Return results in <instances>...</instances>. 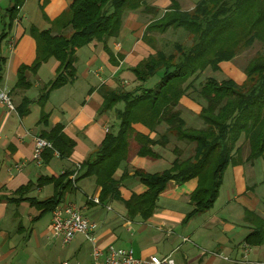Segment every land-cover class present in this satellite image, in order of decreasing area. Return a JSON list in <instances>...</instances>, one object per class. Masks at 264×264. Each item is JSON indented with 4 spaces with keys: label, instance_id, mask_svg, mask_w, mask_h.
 <instances>
[{
    "label": "crops",
    "instance_id": "obj_1",
    "mask_svg": "<svg viewBox=\"0 0 264 264\" xmlns=\"http://www.w3.org/2000/svg\"><path fill=\"white\" fill-rule=\"evenodd\" d=\"M74 0H0V92H6L15 107L22 99L31 104L28 113L7 114L0 103V264H92L96 246L103 253L109 247L132 249L136 258L172 257L175 264H263L264 242H246L253 232L264 231V160L249 163V147L242 137L236 145V163L227 166L218 197L213 207L188 218L190 197L197 179L183 184L167 183L157 199V208L148 218L130 214L125 203L147 192V187L134 177L136 171L162 173L176 159L173 140L158 144L152 152L156 157H140L133 153L114 174L120 185L116 197L96 204L101 188L95 178L82 176L78 189L64 193L60 203L70 200L82 214L98 223L90 241L78 234L70 245L52 240L51 213L30 201L44 202L54 196L53 184L43 179L70 172L76 164L83 165L96 153L107 135H117L119 123L114 110H103L106 92L134 91L138 82L133 70L155 53L145 40L147 26L160 19L170 8V0H145L142 8L127 13L118 34L105 42L92 41L75 54L76 80L52 90L43 105L38 99L54 82L59 62L50 59L35 72L29 68L36 59V42L31 29L45 31ZM183 10H191L202 0H177ZM16 7V11L9 12ZM12 16V19H11ZM149 35V34H148ZM21 66L29 86L17 89ZM208 78L218 82L234 80L242 84L244 74L230 62L220 70L207 68ZM229 76V78H227ZM124 105V104H123ZM181 118L192 129H200L201 107L189 97L180 101ZM48 125L41 124L42 116ZM60 127L64 137L73 142L67 158L50 156L40 166L32 161L35 140ZM162 124L150 131L141 124L133 125L137 134L159 140L167 131ZM161 143V141H159ZM185 146V144H184ZM186 147V146H185ZM183 148V155L189 148ZM52 153V154H51ZM182 153V152H181ZM16 165H23L21 170ZM59 203V204H60ZM184 239H187L185 241ZM254 240H259V237ZM248 245V246H247ZM211 253H221L224 261Z\"/></svg>",
    "mask_w": 264,
    "mask_h": 264
},
{
    "label": "trees",
    "instance_id": "obj_2",
    "mask_svg": "<svg viewBox=\"0 0 264 264\" xmlns=\"http://www.w3.org/2000/svg\"><path fill=\"white\" fill-rule=\"evenodd\" d=\"M145 0H74L59 17L51 21L45 31L31 29L36 42V59L29 68L35 72L50 59L59 62L57 76L49 88L41 94L38 103L43 105L52 90L76 80L75 54L92 41L105 42L115 37L124 16L139 11ZM169 10L158 20L150 23L145 36L152 31L161 34L169 29L185 33L187 42L173 43L169 53L155 50L147 60L134 70L138 88L134 91L116 90L103 96V110H114L117 104L124 109L117 113V135H107L92 160L81 165L83 176L95 178L101 188L100 203L116 197L119 181L114 174L119 165L133 153L140 157H156L152 152L158 144L171 140L185 144L189 152L181 157L175 147L176 159L170 169L157 174L136 171L135 178L147 187V192L126 202L130 214L151 216L157 208V199L170 181L183 184L197 179L198 185L190 197L192 205L188 218L210 210L215 203L227 166L236 163L239 149L237 142L243 137L249 147L248 162L264 160V53H257L247 64L246 79L241 85L232 80L218 82L201 76L207 68L220 70V64L230 62L244 49L256 42L264 45V0H202L195 9L184 12L177 0H170ZM16 11V7L9 12ZM12 19V16H11ZM158 25H152L155 23ZM21 66L17 74L16 88L29 86ZM1 74V73H0ZM157 77L152 88L145 85ZM189 97L201 107L200 129H192L181 118L180 101ZM30 102L22 99L16 111L20 116L28 113ZM117 111V110H116ZM115 111V113H116ZM47 117L40 122L48 125ZM141 124L151 132L162 124L167 131L159 140L137 134L133 125ZM53 149L67 158L73 142L63 136L60 127L50 134H42ZM161 141V143H159ZM52 154V153H51ZM50 156L46 152L44 159ZM74 170V169H72ZM66 172H64L65 174ZM69 175L43 179L41 183L53 184L54 196L44 202L31 204L52 212L60 203ZM64 188V189H63ZM259 237V240H254ZM246 242L259 245L264 242V231L250 234Z\"/></svg>",
    "mask_w": 264,
    "mask_h": 264
},
{
    "label": "built area",
    "instance_id": "obj_3",
    "mask_svg": "<svg viewBox=\"0 0 264 264\" xmlns=\"http://www.w3.org/2000/svg\"><path fill=\"white\" fill-rule=\"evenodd\" d=\"M0 103L4 106L7 113H13L15 107L6 92H0ZM51 148L47 141L37 138L33 151L32 161L40 166L43 162V153ZM58 156V155H56ZM23 165H16L17 170H21ZM80 170V165L76 164L74 170ZM96 204H99L98 198H93ZM98 223L85 217L80 209L73 202H67L57 206L51 213V238L60 242L62 245H70L78 234H82L90 241V237L98 229ZM187 241V239H184ZM227 259V258H225ZM92 264H175L172 257L136 258L132 249H122L109 247L106 253H103L98 247L92 251ZM264 264V263H263Z\"/></svg>",
    "mask_w": 264,
    "mask_h": 264
},
{
    "label": "rangeland",
    "instance_id": "obj_4",
    "mask_svg": "<svg viewBox=\"0 0 264 264\" xmlns=\"http://www.w3.org/2000/svg\"><path fill=\"white\" fill-rule=\"evenodd\" d=\"M195 8H193V9H191V10H183L182 8H181V10L182 11H184V12H190V11H193ZM159 23L157 22V23H155V24H152V25H158ZM145 40H146V42L148 43H150V46L151 47H153L154 48V50H164L166 53H169L170 51H171V49H172V45H173V43H175V42H178V41H185V42H187V38H186V36H185V33L184 32H182V31H174L173 29H169L166 33H164V34H161V33H159L158 31H152L151 33H149V35H146V37H145ZM264 53V45H262V44H260V43H255L251 48H248V49H244V50H242L237 56H236V58H234L232 61H230V63L235 67V68H239V70H240V72H242L243 74H244V80H243V82L245 81V79H246V76H245V72H244V70H245V68H246V66H247V64H248V62L254 57V56H256L257 55V53ZM204 78H208V71L207 72H204L203 74H202V76H201V80L202 79H204ZM227 78H229V76L227 77ZM242 79V78H241ZM240 79V80H241ZM230 80V79H229ZM234 80L235 81H233V82H235L237 85H241V84H238V82H240V80L237 78V77H235L234 78ZM157 82H158V79H157V77H155L154 79H152L150 82H148L146 85H145V88H148V89H152L156 84H157ZM11 99V98H10ZM12 103H13V101H12ZM13 105H14V103H13ZM122 107V109H118L119 111H122L123 109H124V105L122 104V103H120V104H117L115 107H114V109L115 108H117V107ZM14 107H15V105H14ZM116 111V113H115V116H117V113L119 112V111ZM17 111H16V107H15V111L13 112V113H16ZM13 113H9V114H13ZM8 114V113H7ZM38 138H41V137H38ZM37 139V138H36ZM41 139H43V138H41ZM43 140H45V139H43ZM45 141H47V140H45ZM48 142V141H47ZM35 143H36V140H35ZM48 143H50V142H48ZM51 144V143H50ZM177 144H180V143H176V145ZM185 146H184V144H181V146H180V151L181 152H183V148H184ZM48 150H51V151H53V155L55 156V155H58V157H60L61 155H60V153L59 152H57V151H55L54 149H53V146H52V144H51V148L49 149H46L45 151H44V153L46 152V151H48ZM44 153H43V155H44ZM188 154V153H187ZM186 154V155H187ZM42 155V156H43ZM33 156V155H32ZM181 157H184V155L183 154H181ZM89 160H92V157L91 158H89ZM36 165V164H35ZM79 165V164H78ZM82 165V164H81ZM81 165H80V170H77V169H75V170H72V171H70V172H68L69 173V175H67V177L65 178V180H64V183H68L67 184V186H66V188L64 189V190H62V192H63V195H64V193L65 192H67V191H69V190H74L75 188L76 189H78V186H77V183H78V181L81 179V177L83 176V170H81ZM38 166V165H37ZM67 173V172H66ZM65 173V174H66ZM64 173L62 174V175H65ZM58 177H60V176H58ZM58 177H55V178H58ZM53 178V177H52ZM51 178V179H52ZM75 189V190H76ZM93 198H97V197H90L89 198V200H91V199H93ZM99 199V198H98ZM67 202H73V203H75V205L80 209V207L76 204V201L74 202V200L73 201H70V200H67V201H64V202H62V203H60L59 205H62V204H64V203H67ZM99 204H100V200H99ZM58 205V206H59ZM80 211H81V209H80ZM248 246V245H247ZM213 256H216V257H219V258H221L222 260H224V261H230V259H229V257L228 256H224V255H222L221 253H211ZM225 258H227V259H225Z\"/></svg>",
    "mask_w": 264,
    "mask_h": 264
}]
</instances>
